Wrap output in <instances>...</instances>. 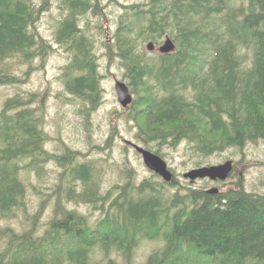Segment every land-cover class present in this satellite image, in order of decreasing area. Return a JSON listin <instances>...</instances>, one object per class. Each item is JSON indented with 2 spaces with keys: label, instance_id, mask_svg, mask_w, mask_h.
<instances>
[{
  "label": "trees",
  "instance_id": "16d2710c",
  "mask_svg": "<svg viewBox=\"0 0 264 264\" xmlns=\"http://www.w3.org/2000/svg\"><path fill=\"white\" fill-rule=\"evenodd\" d=\"M61 1L66 13L54 41L71 55L56 98L79 103L89 148H111L116 127L98 145L91 126L102 91L93 46L104 29L88 33L78 21V15L97 10L99 0ZM50 5L0 0V62L16 56L28 64L23 76L0 72V86L24 83L32 61L43 66L53 51L36 29ZM124 14L112 42L104 44L134 96L127 113L144 148L162 156L159 148L186 142L208 157L264 139V0H145L126 6ZM166 37L172 52L147 51L148 42L157 48ZM244 48L252 52L249 64ZM39 95L43 108L45 91L26 100L15 94L0 106V216L21 210L27 217L21 170L41 175L49 161L61 167L53 213L43 232L37 224L47 200L29 223L22 217V230L0 225V264H132L144 239L160 243L144 264H264V193L246 190L242 176L223 191L186 185L184 192L167 193L166 184L178 183L173 168L169 183L153 179L154 172L135 183L133 169L125 167L123 181L102 190L95 169L80 161V150L45 148L49 135L29 105ZM63 200L90 204L100 216L90 221Z\"/></svg>",
  "mask_w": 264,
  "mask_h": 264
},
{
  "label": "rangeland",
  "instance_id": "374dc122",
  "mask_svg": "<svg viewBox=\"0 0 264 264\" xmlns=\"http://www.w3.org/2000/svg\"><path fill=\"white\" fill-rule=\"evenodd\" d=\"M144 1L99 0V8L97 10H90L85 14L78 15L80 26H86L88 33L91 30L99 31V28L104 29V31L96 35L93 46L98 71L102 76L100 80L102 91L101 104L91 116V126L93 128L92 140L98 145H103L112 127H116L117 133L111 148L103 150L89 148V145L84 140L83 118L77 112L79 103L71 97L67 100L56 98L55 94L63 87L62 75L71 55L69 51L54 41L55 27L59 19L66 13L62 9L64 4L61 0H50V8L36 22L37 31L52 44L53 48L44 65L41 66L39 59L36 58L31 63L33 68L24 83L0 86V106L7 97L15 94L22 95L24 100H26L29 98L30 93L47 92L43 108L39 102L40 95L33 103L29 104L35 108L36 115L41 118L40 125H43L44 130L49 135V139L44 144L45 148L55 153H61L65 146L80 150L83 153L79 156L80 161L90 164L95 169L94 179L100 182L102 190L109 188L114 183H121L123 179L120 172L125 167L133 169V181L135 183H138L143 178L152 176V171L146 167L140 154L129 143L127 144V141H129L144 146L142 140L136 135L134 124L128 118L127 111L129 107L127 106L130 103L127 106H122L115 91L114 80L125 81L122 79V67L119 66L118 58L109 61L110 57L106 53L107 49L104 44L106 41L112 42L110 36L115 30L120 17L125 15V7L134 2L141 3ZM147 51L150 53L149 50ZM242 53L246 58L245 62L249 64L252 56L251 49L244 48ZM19 59V57L15 56L9 58L8 62L10 63L7 60L0 62V72L23 76L22 73L26 70L28 64L22 63ZM159 152H161L168 166L174 169L178 181L175 187L165 185L167 193H172L176 190L184 192L183 186L186 185L191 188H211L216 186L223 191L231 186L237 175L243 177L246 190H257L264 193V139L248 142L240 150L237 147H231L208 157H201L193 153L186 142H182L176 148L163 146L159 148ZM229 158L234 161L233 169L230 173L232 175L223 181L202 179L190 183L182 176L183 172L195 167L196 160H202V165L207 166L222 163ZM60 170L61 167L53 161L44 164V172L41 175L36 174L31 169L21 170L26 186L25 210L27 211V217H24L23 212L18 210L14 214L0 216V225L12 227L17 231L22 230L27 227V223L37 213L41 202L47 200L37 224L39 232H43L52 217L56 199L53 193L59 182L57 178ZM153 179L162 181L159 176H154ZM180 186L182 187L180 188ZM63 203L68 209L87 216L90 221H94L100 216V211L94 209L90 204L74 201L66 202L64 200ZM22 217L27 223L21 220ZM159 245L160 243L157 241L140 240L134 249L132 264H144L147 255Z\"/></svg>",
  "mask_w": 264,
  "mask_h": 264
},
{
  "label": "water",
  "instance_id": "95a60500",
  "mask_svg": "<svg viewBox=\"0 0 264 264\" xmlns=\"http://www.w3.org/2000/svg\"><path fill=\"white\" fill-rule=\"evenodd\" d=\"M146 48L150 51L155 48L153 42H148L146 44ZM174 44L169 37H166L164 42L157 47V50L161 53H168L174 50ZM115 91L117 93L118 101L122 106H127L131 100L132 95L127 87V85L120 80H115L114 83ZM133 147L136 149L137 152L140 153L144 164L156 174L161 176V178L169 182L173 174L168 169L166 162L162 159L158 154L140 146L137 144H132ZM232 169V161L226 160L223 163L209 165V166H202L197 168H192L183 173L184 178H188L191 182L194 181L196 178H203L209 177L211 179H225L231 172ZM217 188H211L208 192H216Z\"/></svg>",
  "mask_w": 264,
  "mask_h": 264
}]
</instances>
